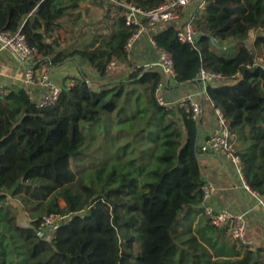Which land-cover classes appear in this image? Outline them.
I'll return each mask as SVG.
<instances>
[{
    "label": "trees",
    "instance_id": "16d2710c",
    "mask_svg": "<svg viewBox=\"0 0 264 264\" xmlns=\"http://www.w3.org/2000/svg\"><path fill=\"white\" fill-rule=\"evenodd\" d=\"M53 1L0 0V30L19 31L52 65L62 53L55 32L74 23L77 8L65 0L67 10L56 15ZM128 1L143 9L162 2ZM195 27L193 44L181 43L172 24L154 39L173 59L176 84L197 82L200 68L224 77L205 93L264 201V71L253 64L254 48L264 59V0H207ZM130 32L120 16L114 35L78 53L104 77L108 61L124 56ZM212 37L242 45L227 56ZM159 80L156 68L143 66L96 84L82 76L49 107H37L22 85L2 86L0 264H264V244H237L203 215L208 154L199 147L200 120L184 107L158 104L152 92ZM48 214L60 217L50 232L39 227Z\"/></svg>",
    "mask_w": 264,
    "mask_h": 264
},
{
    "label": "built area",
    "instance_id": "2783aa9c",
    "mask_svg": "<svg viewBox=\"0 0 264 264\" xmlns=\"http://www.w3.org/2000/svg\"><path fill=\"white\" fill-rule=\"evenodd\" d=\"M108 1L120 7L124 24L131 28V32L124 43V56L110 59L104 67V72L109 73L116 69L134 70L136 67L130 63L133 47L142 36L146 35L147 42L158 53L156 66L160 73V80L155 84L152 92L155 101L167 109L184 107L190 111L193 120H199L202 108L197 98L198 93H189L175 100L167 98L168 87L176 84L174 62L171 55L157 45L154 35L162 26L172 24L176 37L181 43L193 44L198 35L195 27L197 14L194 12L188 16L185 15L190 5H196L199 11L203 10L207 0H162L159 5L147 9L128 0ZM217 41L216 37H212L213 44L217 45ZM0 49L9 51L19 61L22 67L21 85L29 90L28 98L33 100L37 107L54 105L62 91L76 83L74 78L66 79L63 83L55 82L52 78L53 65L41 55L35 46H30L19 31L0 30ZM253 64L264 71V59L260 54L256 55ZM196 81L202 86L204 96L209 101V97L205 93V86L222 82L224 77L218 72L200 68L196 73ZM1 88L0 86V91ZM33 89L39 91L37 96L32 92ZM211 104L213 105V103ZM215 116L217 125L209 134L200 137V150L207 154L218 155L231 165L237 181L236 187L250 195L257 205L262 207L264 214V201L259 192L252 189L246 181L244 164L230 141L228 125L218 108H215ZM200 190L202 213L210 223L222 228L230 240L253 250V244L247 239L246 211H232L226 207L214 206L212 204L213 197L223 188L209 179H204ZM59 221L60 217L57 215H43L39 227L50 232Z\"/></svg>",
    "mask_w": 264,
    "mask_h": 264
},
{
    "label": "crops",
    "instance_id": "0c3cea01",
    "mask_svg": "<svg viewBox=\"0 0 264 264\" xmlns=\"http://www.w3.org/2000/svg\"><path fill=\"white\" fill-rule=\"evenodd\" d=\"M77 8L72 9L73 13V24H65L63 28L57 29L56 34L59 37L58 42H62L67 38L74 39L70 51H65L64 47L61 49V61L56 62L52 69V78L57 83H63L61 79L63 66L71 64L72 60L66 57L67 52L73 50L84 51L93 49L102 37H110L114 35L116 31L117 19L121 16L120 7L108 0H76ZM51 11L56 15H62L67 10L65 0H54L50 5ZM199 13L196 5H190L187 9L188 16L191 13ZM78 15L79 18L75 19ZM102 17L104 23V29L99 37L93 35L92 31L89 30L84 37L76 39L78 32H73V27L79 21L81 22L85 18ZM101 19V20H102ZM69 26V28L67 27ZM60 45V44H59ZM261 52V51H260ZM236 53V52H235ZM234 53V54H235ZM232 54V55H234ZM80 57V56H79ZM81 58V57H80ZM79 60V59H78ZM158 60V53L154 47L148 42L146 35L142 36L134 45L132 51L131 64L135 67L143 66L144 68L152 67L156 68V62ZM81 60L79 66H81ZM55 68L58 70L54 72ZM93 71L94 68H93ZM129 71V69H116L109 72L104 81H114L119 79L118 74ZM61 75V77H59ZM22 78V67L16 57L5 49H0V86L8 84L21 85ZM94 80H97L94 79ZM32 92L37 96L38 90L33 89ZM202 92V93H200ZM189 93H198L197 98L201 103V116H200V137L209 134L217 124L215 121V109L212 104L205 98L203 88L198 82H185L181 84H174L167 89V98L169 100H175L176 98L185 96ZM207 104V108L204 106V102ZM212 111V112H211ZM214 114V115H213ZM202 170L204 179H209L222 187L223 190L218 191L212 200V204L216 207H226L232 211L245 212L250 215L251 222L264 224V214L261 206L257 205L255 200L250 195L236 187V178L231 165L222 160L218 155L208 154L205 155L202 160ZM249 220V222H250ZM248 225V224H247ZM264 244V239L263 243Z\"/></svg>",
    "mask_w": 264,
    "mask_h": 264
},
{
    "label": "rangeland",
    "instance_id": "374dc122",
    "mask_svg": "<svg viewBox=\"0 0 264 264\" xmlns=\"http://www.w3.org/2000/svg\"><path fill=\"white\" fill-rule=\"evenodd\" d=\"M102 17H91L89 16V18H85L84 20H82L81 22L79 21L78 23L75 24V26L73 27V32H78V35L76 37V39H80L82 40V38L84 37V35L89 32V30H91L93 33V35H96L97 37H99L104 29V23H103V19ZM69 28V26H67ZM75 39V38H74ZM74 39H70L67 38L66 40L60 42L57 46V48L61 49V47H64L65 51H70L68 49H71L72 47V42ZM242 45L241 42H239L236 38L234 37H230L227 38L225 40H219L217 41V47L215 48L217 51H219L220 53H223L227 56H232V54H234L235 52H237V50L239 49V47ZM251 47V45L249 46ZM254 51L257 55H259L260 50L257 48H254ZM81 58H80V57ZM66 57L72 60L71 64H67L66 66H63V70L64 71L62 74H60L59 77H61L62 80H66V79H70V78H79V77H86L89 81H91L92 83H98L101 81L106 80V76L101 77L100 75H98V73L96 71H93V67L90 66V64L78 53V50H73L71 52H67ZM79 59V60H78ZM81 60V66H79V61ZM58 70L55 68L54 72H57ZM119 76H117L118 78L121 77H125L127 75V71L118 74ZM97 80H94L96 79ZM108 78V77H107ZM204 102V106L207 108V104L205 101ZM212 112V111H211ZM214 115V114H213ZM215 117V121L214 124H217V120H216V116ZM97 148L96 146H93L87 153L90 154L92 152H94ZM10 203L14 206L16 213H17V217L19 219H22V222H27L28 221V216L27 214L24 213L21 204L15 200V199H10L9 200ZM61 205H63V202L60 201ZM250 215L245 214V220H246V224L247 225V239L253 244L254 248L256 245H260L261 243H263V239H264V224L263 222H259V224L253 223L251 222ZM250 220V222H249Z\"/></svg>",
    "mask_w": 264,
    "mask_h": 264
},
{
    "label": "water",
    "instance_id": "95a60500",
    "mask_svg": "<svg viewBox=\"0 0 264 264\" xmlns=\"http://www.w3.org/2000/svg\"><path fill=\"white\" fill-rule=\"evenodd\" d=\"M249 38H250V40H253V38H254L253 30H249Z\"/></svg>",
    "mask_w": 264,
    "mask_h": 264
}]
</instances>
